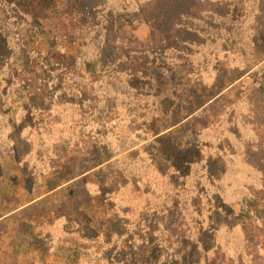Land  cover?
Returning a JSON list of instances; mask_svg holds the SVG:
<instances>
[{
	"label": "rangeland",
	"instance_id": "rangeland-1",
	"mask_svg": "<svg viewBox=\"0 0 264 264\" xmlns=\"http://www.w3.org/2000/svg\"><path fill=\"white\" fill-rule=\"evenodd\" d=\"M200 3L0 0V264L198 259L175 213L131 226V207L162 178L224 175L219 133L233 151L264 145V0ZM195 204L205 250L218 225L251 241L264 217L254 200Z\"/></svg>",
	"mask_w": 264,
	"mask_h": 264
},
{
	"label": "trees",
	"instance_id": "trees-1",
	"mask_svg": "<svg viewBox=\"0 0 264 264\" xmlns=\"http://www.w3.org/2000/svg\"><path fill=\"white\" fill-rule=\"evenodd\" d=\"M198 3L210 2L217 6L233 4L234 0H195ZM201 3L198 4L201 6ZM252 1H248L245 8L253 6ZM197 8V5H196ZM215 12L213 10L209 11ZM189 15V13H187ZM6 42L11 46L13 54L18 55L21 45L19 34L15 30L6 35ZM151 42V45H154ZM9 74L14 76L8 70ZM32 92H28L31 94ZM208 117L210 112L205 111ZM221 141L217 145L216 152L222 155L226 161L227 172L218 178L205 173H195L192 177V188L190 183L185 187H177L170 180L161 179L163 188L157 187L154 195L148 199L150 206H144L142 202L134 203L131 209V226L145 225V213L155 210V213L164 217H172L175 213L177 220L174 222L177 233L181 240L191 243L197 247L200 254L197 264H264V217L257 220L256 238L249 240L243 233L240 226H231L227 223L218 225L214 229V245L205 251L201 242V220L203 217L195 202L202 201L203 198L211 195H218L221 201L227 206H237L243 200H254L260 204L264 211V145L259 143L240 142V148L233 151L230 147V138L222 133L217 134ZM228 140V141H227ZM246 143V144H244ZM215 149V148H214ZM202 151V149L200 148ZM257 151L260 160H252L249 155ZM261 161V162H260ZM136 163V162H135ZM143 165V163H138ZM138 165V166H140ZM133 175L142 179L144 183H150L149 175L144 174L140 168H132ZM164 183V184H163ZM159 189V190H158Z\"/></svg>",
	"mask_w": 264,
	"mask_h": 264
},
{
	"label": "crops",
	"instance_id": "crops-1",
	"mask_svg": "<svg viewBox=\"0 0 264 264\" xmlns=\"http://www.w3.org/2000/svg\"><path fill=\"white\" fill-rule=\"evenodd\" d=\"M232 207H235V206H232ZM237 207H238V205H237ZM215 229V228H214ZM214 229H213V233H214ZM177 238L182 242V241H184V240H181V238H179L178 236H177ZM202 242V241H201ZM189 243V242H188ZM190 244V246H192L196 251H197V247H195L194 245H192L191 243H189ZM214 244V243H213ZM203 245V244H202ZM203 248H204V246H203ZM205 250V249H204ZM209 250V249H208ZM208 250H205V251H208ZM199 257H200V254L198 253V259H196V260H194L191 264H197V262H198V260H199Z\"/></svg>",
	"mask_w": 264,
	"mask_h": 264
}]
</instances>
